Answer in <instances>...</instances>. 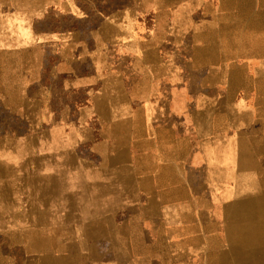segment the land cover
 Here are the masks:
<instances>
[{
  "label": "crops",
  "instance_id": "1",
  "mask_svg": "<svg viewBox=\"0 0 264 264\" xmlns=\"http://www.w3.org/2000/svg\"><path fill=\"white\" fill-rule=\"evenodd\" d=\"M0 264H264V0H0Z\"/></svg>",
  "mask_w": 264,
  "mask_h": 264
},
{
  "label": "rangeland",
  "instance_id": "2",
  "mask_svg": "<svg viewBox=\"0 0 264 264\" xmlns=\"http://www.w3.org/2000/svg\"><path fill=\"white\" fill-rule=\"evenodd\" d=\"M15 8H16L15 4H8V5L7 4H2V5H0V14L3 13L5 15L6 13L7 14L14 13ZM0 33H2L1 32V26H0Z\"/></svg>",
  "mask_w": 264,
  "mask_h": 264
}]
</instances>
